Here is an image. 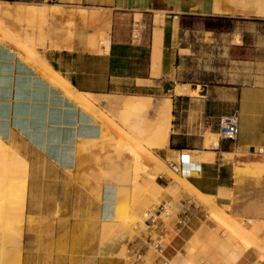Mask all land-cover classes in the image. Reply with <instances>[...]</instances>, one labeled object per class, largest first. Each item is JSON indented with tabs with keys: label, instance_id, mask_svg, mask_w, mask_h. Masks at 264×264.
<instances>
[{
	"label": "crops",
	"instance_id": "1",
	"mask_svg": "<svg viewBox=\"0 0 264 264\" xmlns=\"http://www.w3.org/2000/svg\"><path fill=\"white\" fill-rule=\"evenodd\" d=\"M17 7L48 11L39 20L59 15V8L80 13L84 26L76 30L71 48L57 42L59 48L49 50L45 59L77 93L170 100L168 144L157 148L156 154L166 163L187 153L200 163L198 172L185 177L188 184L198 179L203 186L225 188L235 182L233 166L243 165L238 173H248L259 164L255 160L264 158V58L258 57L264 53V0H0L1 22L33 24L36 19L15 16ZM53 7L58 12L51 13ZM154 13L163 20L156 77L150 60ZM163 13L175 14L177 22L163 18ZM19 14L32 17L37 12L21 9ZM135 16L141 25L138 36L134 35ZM187 16L233 19V27L223 32L235 51L250 53L245 61L246 81L223 86L174 81L179 53L188 50L179 39ZM103 32L109 34L110 46L99 55ZM204 32L212 31L204 27ZM11 43L0 33V139L14 145L27 162L21 264H127L122 258L99 254L103 224L115 221L117 186L103 184L98 199L77 183V172L90 161L83 149L101 138L100 120ZM233 112L238 114V135L234 141L219 140V119ZM189 222L188 218L186 229ZM128 248L146 252L147 247L137 241ZM175 250L170 247L165 255L172 258ZM242 264H253V259L245 258Z\"/></svg>",
	"mask_w": 264,
	"mask_h": 264
},
{
	"label": "rangeland",
	"instance_id": "2",
	"mask_svg": "<svg viewBox=\"0 0 264 264\" xmlns=\"http://www.w3.org/2000/svg\"><path fill=\"white\" fill-rule=\"evenodd\" d=\"M21 9H32L37 14L25 17L19 14ZM63 9L66 11L59 8V15H49L50 17L47 19L39 20L48 16V11L36 7H17L14 9L15 16L26 21L36 19L33 24L11 19L2 22L0 20V22L6 29L9 28L13 32L7 30L13 34H19L21 38L28 36L21 39L15 34L19 39L25 41L30 49L35 51L44 63L46 62L45 64L51 67L45 60L46 53L51 49H58L57 42H61V47L70 49L76 30L79 31L84 26L79 12L76 13L72 8ZM154 15V26L150 24L146 28L149 37L150 28L153 26L151 35L153 37V32L157 28L161 29L163 23L161 14L154 13ZM165 16L168 21L177 22L174 18L175 14L163 13V18ZM83 18L85 17L83 16ZM134 20V35L138 36L141 30L139 17L135 16ZM183 22V28L186 30L179 32V39L182 46L188 50L179 53L180 57L174 70L176 83L223 86L246 81L249 65H245V63L248 61L246 59L250 57L249 51H235L233 47H230L229 37L223 31L204 32V21L197 16L192 19H184ZM231 26L233 27L232 23ZM104 38L109 39V34L101 33L99 55L104 54ZM55 39L56 42H54ZM235 40L237 42L238 38ZM11 44L19 50L14 43ZM258 57L259 59L264 58V53L259 54ZM85 97L90 99L88 101L92 103L93 113L98 115L97 110L101 112L98 119L102 134L97 142H92L91 145L83 149L82 154L87 156L90 161L84 165L85 168L77 172V183L83 190H88L98 199L103 184H115L118 188L115 221L103 224L100 255L119 257L129 261L131 258L127 251L128 244L137 241L146 242L147 230L143 221L144 213L149 210L152 212L153 209L156 211L158 205L166 202L170 214L167 212L168 217L162 215L161 220L169 232L165 241L166 251H169L170 247L176 249V252H172V264H185L184 261L187 262V259L193 260L195 264H242L248 257L253 259V264H264V252L260 247V245L264 247V158L255 160L259 164L255 169H252L253 171L247 170L248 173H238L237 168H242L243 165L233 166L231 172L235 182L228 183L225 188L203 186L197 179L189 181L194 190L187 191L181 188L183 187L181 183L178 187L174 186L176 174L171 172L166 163L157 156L156 148H151L149 145L152 129L150 123L155 121L153 111L132 112L129 113L130 115L123 113L120 103L126 96L115 98L87 94ZM152 102L155 103L153 99ZM106 104L116 105L107 107ZM139 119L141 121H138ZM138 122L142 123H140L143 129L140 133L142 137L139 134H134V128ZM132 124H134V128ZM6 144L17 153L14 154L15 157L13 156L15 162L17 161V168L15 165V170L13 168L4 176L5 182L8 180V184L14 186L5 199L11 198L12 200L2 201L0 199V264H21L24 259L21 240L28 171L25 170L27 163L23 157H20L18 149L14 145ZM148 152H152L160 163L149 161ZM231 157L227 156L226 158L231 159ZM202 161L205 162V160ZM152 174L156 175L154 180L162 188L155 194L154 199L149 197V192L153 191L149 179ZM4 177L0 178V188ZM159 177H162L166 182L160 180ZM245 188L246 191L243 190ZM177 201L181 204L180 209L174 207ZM195 201L200 204H196ZM4 202L9 205L18 203L11 205L15 209L13 212H8L1 208L2 205H4L2 207L6 206ZM19 204L23 207H19ZM6 212L8 213L6 214ZM179 212L180 215L189 214L190 222L189 229L185 228L177 235L175 223L176 215ZM20 229L22 230L19 231ZM126 233L131 236L126 246L117 253L107 249L112 238ZM152 237L155 238V235ZM145 259L147 264H154L153 252L148 251Z\"/></svg>",
	"mask_w": 264,
	"mask_h": 264
},
{
	"label": "bare ground",
	"instance_id": "3",
	"mask_svg": "<svg viewBox=\"0 0 264 264\" xmlns=\"http://www.w3.org/2000/svg\"><path fill=\"white\" fill-rule=\"evenodd\" d=\"M59 10V9H58ZM58 10L56 8H51L50 12L51 13H56L58 12ZM57 15V14H56ZM51 16V15H50ZM0 33L2 34V36H4V38H6L7 40H9L10 42L14 43L18 48L19 51L22 55H24L25 57H27V59H29V61L31 60L32 62H34L35 64H37L39 67H41L43 69V71L48 74L51 78H53L54 80H56L61 86H63L70 94H73L77 97V99L79 100V102L85 106L86 108H88L89 110H91V104L87 97H85L86 95H82L77 93L73 87L67 82V80L65 78H63L62 76H60L57 72L53 71V69H51V67H49L47 64H45L35 53V51L31 50L27 45H25L21 40H19L18 38H16L11 32H9L8 30H6L5 28H3L0 25ZM105 39V38H104ZM152 49H151V74L153 76H157L160 72V61H161V47H162V30L161 29H156L153 32V37H152ZM109 39H105L104 40V50L107 53L109 51ZM33 64V63H32ZM35 66V65H34ZM38 68V67H37ZM48 76V77H49ZM52 81V80H51ZM57 85V84H56ZM60 87V86H59ZM62 89V88H61ZM70 96V95H69ZM90 100V99H89ZM78 102V103H79ZM153 104H159V107H155ZM161 104V105H160ZM171 102L169 99H162L160 101H156L155 103L152 102V99L149 97H139V96H126L120 103V109L123 113H126L128 115H130L129 113L132 112H147L148 110H154V115H155V121L151 125V143L149 144L151 146V148H164L167 146L168 144V139H169V134H170V121H171ZM83 107V108H85ZM93 107V106H92ZM97 110V109H95ZM92 111V110H91ZM99 112V113H98ZM97 114L100 115L101 112L97 110ZM98 115H96L98 117ZM134 115V114H133ZM104 117V116H103ZM139 117V116H138ZM137 117V118H138ZM141 118V117H140ZM143 119V118H142ZM144 120V119H143ZM138 121H141L140 119ZM110 122V121H109ZM151 122V121H149ZM141 122L137 123V126L134 128V124H136L134 122L133 128H134V134H139L142 133L143 129H142V125L140 126ZM142 124V123H141ZM106 126H108L106 124ZM131 127V126H130ZM147 127V125H146ZM149 127V126H148ZM147 129V128H146ZM132 130V129H131ZM120 131V130H119ZM133 131V130H132ZM148 132V131H147ZM142 137V135H140ZM10 141V140H9ZM8 143V142H7ZM150 148V149H151ZM16 152L5 143V141H3L2 139H0V178L6 176V174H8L11 170H13L14 166L16 165L15 162V154ZM17 154V153H16ZM19 155V154H18ZM141 155V154H140ZM14 156V157H13ZM208 156L210 159L213 157V155H205ZM204 156V157H205ZM18 157V156H17ZM21 157V156H20ZM19 157V158H20ZM232 158V157H231ZM148 159L151 162H158L160 163L159 159L152 153V152H148ZM206 159V157H205ZM204 159V160H205ZM18 160V159H17ZM22 160V159H21ZM97 160V159H96ZM208 160V158H207ZM24 161V160H23ZM21 161V162H23ZM20 162V161H19ZM18 162V164H20ZM15 163V164H14ZM25 163V162H24ZM27 163V162H26ZM25 163V164H26ZM25 166V165H24ZM23 166V168H24ZM27 166V164H26ZM164 166V165H162ZM161 166V167H162ZM22 167V166H20ZM19 167V168H20ZM165 167V166H164ZM15 168H17V165L15 166ZM14 168V170H15ZM26 168V167H25ZM27 170V169H25ZM160 170V169H159ZM163 170L166 171L165 168H163ZM162 171V170H161ZM100 174V173H99ZM171 174V173H170ZM155 174H152L149 176L150 182H151V187L153 189V191L149 192V197L153 198L155 197V194L157 192H159V190H162V188L157 184V182H155ZM186 177V176H185ZM185 177H179L177 175L174 176L175 178V182L174 186L178 187L179 183H181L183 185V187H181L182 189H185L187 191H192L194 190V188L192 186H190L186 180ZM4 181L2 182V186L0 188V199L3 201L7 198V194L8 192H10V190L12 189V187L14 186L13 184H8V180L5 182V177L3 179ZM96 180V179H95ZM1 181V180H0ZM89 181V180H88ZM92 181V180H91ZM94 182V181H93ZM172 183V184H173ZM1 184V183H0ZM17 185L19 186L20 184L17 183ZM95 185V184H94ZM181 185V186H182ZM24 186V185H23ZM22 186V187H23ZM16 187V186H15ZM21 187V186H19ZM18 188V187H17ZM174 188V187H173ZM16 189V188H15ZM22 189V188H21ZM98 189V188H95ZM177 191V190H174ZM13 193V192H12ZM22 194V193H21ZM174 195V194H173ZM178 195V194H177ZM172 196V195H171ZM181 196V195H180ZM22 197V196H21ZM174 197V196H173ZM9 198V197H8ZM157 198V196H156ZM11 199V198H10ZM7 199V200H10ZM5 200V201H7ZM12 200V199H11ZM9 202V201H8ZM13 203V202H12ZM18 203V202H17ZM16 203V204H17ZM1 204V203H0ZM4 204H6L4 202ZM11 204V203H10ZM14 204V203H13ZM11 204V205H13ZM14 204V205H16ZM6 204L5 207H2L4 205L1 206V208L4 211H8V212H13L15 209L13 206ZM21 204H19V207H23L20 206ZM174 207L176 209H180L181 208V204L177 201L174 205ZM18 208V207H17ZM14 209V210H13ZM23 210V209H22ZM6 212V214L8 213ZM155 212V209H153L152 213ZM3 213V211H2ZM5 213V212H4ZM15 213V212H14ZM12 214V213H11ZM1 217V216H0ZM10 217V216H9ZM145 220V219H144ZM143 220V221H144ZM16 223V222H15ZM18 223V222H17ZM16 223V224H17ZM19 228V227H18ZM240 229V228H238ZM22 229H20L19 231H21ZM137 230V229H136ZM235 230V229H234ZM241 230V229H240ZM13 231V230H12ZM18 231V232H19ZM138 231V230H137ZM239 231V230H237ZM243 231V230H242ZM14 232V231H13ZM126 232V231H125ZM236 232V231H235ZM245 232V231H244ZM20 233V232H19ZM241 233V232H238ZM249 233V232H248ZM11 234V233H10ZM4 235V234H3ZM2 237V236H1ZM4 238V237H3ZM129 239H131V236L129 234H122L119 235L117 237H114L111 239V243L109 244V248H107L110 251H113L114 253H117L118 251L121 250L122 247L126 246L129 241ZM3 240V239H2ZM260 247L263 249L264 252V247H262L260 245ZM100 254V253H99ZM185 264H195L193 262V260L191 259H187V262L184 261Z\"/></svg>",
	"mask_w": 264,
	"mask_h": 264
},
{
	"label": "built area",
	"instance_id": "4",
	"mask_svg": "<svg viewBox=\"0 0 264 264\" xmlns=\"http://www.w3.org/2000/svg\"><path fill=\"white\" fill-rule=\"evenodd\" d=\"M176 18V16H174ZM239 120L237 112H233L229 115L223 116L219 119L218 126V139L225 141H234L238 135ZM167 168L176 175L188 176L191 173L198 172L200 170V163L195 162L190 155L185 153H179L175 160L166 162ZM168 203L164 202L158 205L155 212L150 210L144 213V224L147 230L146 238V252L141 250H134L128 248V254L131 258L126 261L127 264H147L145 255L148 251H152L154 254V264H172V258L165 255V241L169 236L168 230L164 227L161 216H169V210L167 209ZM169 214H168V213ZM168 214V215H166ZM175 231L178 235L182 229H184L188 223V217L185 214L180 215V212L176 215ZM155 235V238L152 237Z\"/></svg>",
	"mask_w": 264,
	"mask_h": 264
},
{
	"label": "trees",
	"instance_id": "5",
	"mask_svg": "<svg viewBox=\"0 0 264 264\" xmlns=\"http://www.w3.org/2000/svg\"><path fill=\"white\" fill-rule=\"evenodd\" d=\"M189 19L194 18V16H187ZM204 20V27L208 31L218 32L227 31L231 29V22L233 19L225 17H199Z\"/></svg>",
	"mask_w": 264,
	"mask_h": 264
}]
</instances>
